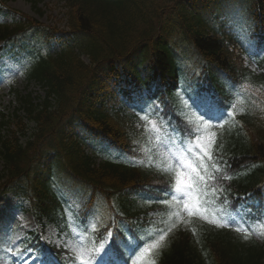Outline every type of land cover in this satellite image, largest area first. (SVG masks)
<instances>
[{
  "label": "trees",
  "instance_id": "16d2710c",
  "mask_svg": "<svg viewBox=\"0 0 264 264\" xmlns=\"http://www.w3.org/2000/svg\"><path fill=\"white\" fill-rule=\"evenodd\" d=\"M63 1L72 39L80 44L79 50L90 58L91 64L99 67L103 63H111L130 50L142 52L145 49L143 46H147V42L143 43L142 40L154 29L152 21H159L158 11L167 8L168 1L172 0ZM144 3L148 4L140 5ZM37 28L43 30H34L33 37L42 43L48 42L56 34V30ZM17 30L23 29L4 31L0 39L8 42L27 33ZM189 30L196 44V56L206 59V66L200 65L203 68L198 75L212 77L211 71L207 69L212 62L230 69L234 75L233 82L246 89L245 107L225 126L210 128L208 143L198 155L199 168H192L190 173L191 186L198 191L195 198L199 200V194L203 198L209 193L214 197L216 208H206V213L200 214L197 211L192 216L193 211L163 244L143 251L133 264H264V242L260 245L219 228L214 223V219L218 218L215 211L223 207L224 210L233 208L239 197H245L243 201L251 203L256 212H264V205H257L261 200L264 202V59L257 62L261 74H255L244 67L242 60L229 52L222 41L218 42L213 37H206L203 32L194 31L191 24ZM146 51L147 55H154L152 49ZM157 57L152 56L153 63L157 62L166 78L176 80L179 72L172 68L171 60L163 53ZM39 63L34 71V81L45 91L46 100L42 104L27 101L23 107L27 119L36 126L38 134H34L35 141H28L22 146L17 138L7 139L0 134V158L5 163L4 172H0V189L9 187L10 191L27 196L38 221L46 219L59 223V202L56 201V193L48 179L50 176L59 178L65 171L67 182L82 183L83 188H95L98 192L107 193L121 191L131 185L132 192L146 186L153 190L151 186H142V182L157 186L165 184L167 179L170 182L177 178L178 169L174 171L169 163L157 157L148 146L142 149L143 142L140 148L135 141L130 143L133 165L108 163L94 169L77 144L54 137L60 119L78 103L87 109L82 116L87 120L85 124L91 127L92 133L99 132L113 139L124 138L128 141L134 139V130H130L129 120L123 115L107 108L99 110L89 96L80 97V89L90 79L92 66L81 62L72 52L71 46L56 58L44 57ZM221 96L225 97V94ZM5 118L0 117V132L10 125ZM16 123L19 132L23 133L24 126H18L21 123L19 120ZM193 126L194 122L191 121L190 128ZM46 141L59 157L56 163L41 170L37 161L38 144ZM31 169L34 172L29 174ZM17 179L23 180L24 184L15 187ZM249 193L250 197L247 196ZM195 198L194 206L197 203ZM201 205L198 203V207ZM108 207L109 217L132 222L137 216L146 215L153 204H139L125 197L117 205L111 203ZM109 226L123 231V227L113 220L96 226L100 240H104L106 233L111 231L107 228ZM142 233L144 226L141 225L137 235L140 237ZM125 241L129 246L134 244L132 240ZM97 243L90 245L95 246Z\"/></svg>",
  "mask_w": 264,
  "mask_h": 264
},
{
  "label": "rangeland",
  "instance_id": "374dc122",
  "mask_svg": "<svg viewBox=\"0 0 264 264\" xmlns=\"http://www.w3.org/2000/svg\"><path fill=\"white\" fill-rule=\"evenodd\" d=\"M33 3H36V8H41L42 16L36 14ZM5 6L13 11H16L13 14V19H16L19 14H27L35 19H38L44 24H57L63 17V8L59 0H13L8 1ZM5 10H0V21H10L11 13H8V16L5 19H1V15L5 14ZM60 27H63V23L60 24ZM0 69L6 72L3 80L0 81V88L3 87L6 81H10L16 85L18 90L22 88L21 81L18 80L17 70L18 68L12 67L11 62H7L3 59L0 60ZM1 77V76H0ZM29 90L33 93V96L40 94L38 87L30 85ZM11 99L7 97L4 93L0 95V111L7 112V108L10 105ZM2 163L0 161V167ZM16 199L6 196L0 198V238L2 242L7 246H14L16 241L19 239L22 234V230L30 228L31 224H23L29 222V218L21 214L17 209ZM20 227V229H18ZM15 228L13 233L10 230ZM6 233V234H5ZM56 232L53 228L48 229L46 238H51L57 242ZM82 254L85 258H88V252L82 251ZM0 264H6L4 258L0 256Z\"/></svg>",
  "mask_w": 264,
  "mask_h": 264
},
{
  "label": "snow or ice",
  "instance_id": "6c2138e0",
  "mask_svg": "<svg viewBox=\"0 0 264 264\" xmlns=\"http://www.w3.org/2000/svg\"><path fill=\"white\" fill-rule=\"evenodd\" d=\"M247 196L248 197H250L251 196V194L249 193V194H247ZM239 199H241V200H244L245 199V197H239ZM164 239V237L163 236H161L160 237V240L162 241Z\"/></svg>",
  "mask_w": 264,
  "mask_h": 264
}]
</instances>
